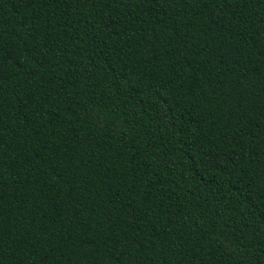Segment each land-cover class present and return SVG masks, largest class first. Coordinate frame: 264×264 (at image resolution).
Listing matches in <instances>:
<instances>
[{"label": "trees", "instance_id": "trees-1", "mask_svg": "<svg viewBox=\"0 0 264 264\" xmlns=\"http://www.w3.org/2000/svg\"><path fill=\"white\" fill-rule=\"evenodd\" d=\"M0 264H264V0H0Z\"/></svg>", "mask_w": 264, "mask_h": 264}]
</instances>
